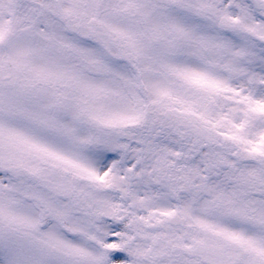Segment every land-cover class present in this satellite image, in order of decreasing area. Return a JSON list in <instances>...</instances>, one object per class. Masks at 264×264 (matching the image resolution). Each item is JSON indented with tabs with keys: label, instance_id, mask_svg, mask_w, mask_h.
I'll use <instances>...</instances> for the list:
<instances>
[{
	"label": "snow or ice",
	"instance_id": "6c2138e0",
	"mask_svg": "<svg viewBox=\"0 0 264 264\" xmlns=\"http://www.w3.org/2000/svg\"><path fill=\"white\" fill-rule=\"evenodd\" d=\"M0 264H264V0H0Z\"/></svg>",
	"mask_w": 264,
	"mask_h": 264
}]
</instances>
